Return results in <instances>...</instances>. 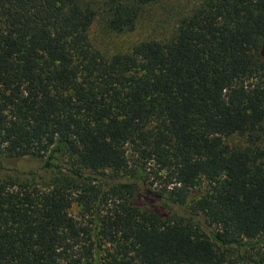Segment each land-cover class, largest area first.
<instances>
[{
  "label": "trees",
  "instance_id": "trees-1",
  "mask_svg": "<svg viewBox=\"0 0 264 264\" xmlns=\"http://www.w3.org/2000/svg\"><path fill=\"white\" fill-rule=\"evenodd\" d=\"M159 1L110 0V29ZM94 17L0 0V264H264V151L227 142L264 136V0L111 56Z\"/></svg>",
  "mask_w": 264,
  "mask_h": 264
},
{
  "label": "rangeland",
  "instance_id": "rangeland-1",
  "mask_svg": "<svg viewBox=\"0 0 264 264\" xmlns=\"http://www.w3.org/2000/svg\"><path fill=\"white\" fill-rule=\"evenodd\" d=\"M202 0H161L144 6L135 29L131 32H115L110 29V0H85L95 12L93 23L89 30L92 44L105 56L129 52L131 48L143 40H168L176 31L181 19L189 16ZM264 53V44H263ZM257 138V139H256ZM254 145H249L246 137L233 135L227 139L230 145L237 147H258L264 151V136L257 134ZM264 160V157H263ZM20 170H28L33 164H18ZM154 182L151 188L158 189L159 179L150 178ZM78 217L79 207L73 205L69 211Z\"/></svg>",
  "mask_w": 264,
  "mask_h": 264
}]
</instances>
